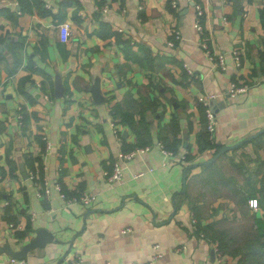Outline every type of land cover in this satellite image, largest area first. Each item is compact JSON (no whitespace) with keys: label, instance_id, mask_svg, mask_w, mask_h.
I'll list each match as a JSON object with an SVG mask.
<instances>
[{"label":"crops","instance_id":"0c3cea01","mask_svg":"<svg viewBox=\"0 0 264 264\" xmlns=\"http://www.w3.org/2000/svg\"><path fill=\"white\" fill-rule=\"evenodd\" d=\"M177 4L0 0V203L10 201L0 245L19 249L39 228L54 237L27 253L28 264L76 256L81 264L142 263L155 243L160 256L152 264H264V0ZM203 41L223 55L225 69ZM232 81L247 90L226 95ZM211 93L214 145L200 151L207 130L198 97ZM139 141L149 148L109 183L104 171ZM222 147L229 148L218 154ZM29 171L44 178L47 197H38ZM56 181L68 194L95 199L66 204ZM9 257L0 252V261Z\"/></svg>","mask_w":264,"mask_h":264},{"label":"built area","instance_id":"2783aa9c","mask_svg":"<svg viewBox=\"0 0 264 264\" xmlns=\"http://www.w3.org/2000/svg\"><path fill=\"white\" fill-rule=\"evenodd\" d=\"M46 5L49 7V4H46ZM170 5L173 8H177V5H178L177 0H170ZM102 9H106V5H104L102 7ZM201 14H202V10H201L200 5L198 4L196 6V27L198 29H201L200 19H199ZM58 32H59V39L62 42L67 41L68 35H69V23H67V22L60 23L59 27H58ZM178 36H179V34L177 32L176 37H178ZM202 47L204 48V51H205L206 55L208 56V58L211 61H213L214 65H218L222 69L226 68V63L224 62L222 54L213 53L205 41L202 42ZM214 54H216V57L214 56ZM233 54H234L235 59H237L236 64L239 65L240 61H239L238 52L234 51ZM189 72H190V70H189ZM247 88H248L247 83L239 84V83H237V81H232L226 90V95L232 97L235 94L245 92L247 90ZM44 97H47L46 94L44 95ZM215 98H216V95L212 94V93L207 94V95H201L198 97V101L204 106V110H205L206 130L211 135H212V133L215 129V125H216V116H215V113H214L212 106H211V103ZM18 117L21 119L22 116L19 114ZM41 129L44 130L43 125L41 126ZM113 132L115 134H117V132H118V130L115 126H113ZM42 138L45 140L46 146L49 147L50 142L46 140V136L43 135ZM148 148H149V146L146 145L143 147H136L135 149H132V150L126 151V152L125 151H119V153L117 155V159L113 163L112 170L111 171H104V176L106 177V180L109 183H113L115 181L122 180V178L124 176L123 162L130 159L131 157H133L136 153L143 152V151L147 150ZM164 152L168 153V154L171 153L168 150H166ZM28 175L31 179L36 180V183H39V185H40V189L37 192L38 197H47L50 193V188L47 185L44 178H42L38 182L37 171H29ZM136 175H139V173H137ZM54 188L59 192L60 196L62 197V199L65 201L66 204L79 202V203L84 204V205H89L95 199V194H93L92 192L83 191V190L78 192V193L68 194L62 189L60 182H57V181L54 183ZM9 204H10V201L7 199L3 203H0V218L4 214L5 208ZM249 205L251 207H257V199H249ZM9 226L11 228L17 227L13 222H10ZM126 230L127 229H124L123 232H125ZM211 245H212V251H213V255H214L215 259L218 262H221L222 254L219 250L218 241L216 239L213 240ZM153 249L154 250L152 252L151 260L146 261V262H142V263H139L137 261H129L127 264H152L153 260L160 256V252L158 251V244L157 243H155L153 245ZM81 262H82V259L79 256H76V257L70 259V262H66V264H81ZM0 264H28V263H27L25 258H16V257L10 256L6 260L0 261ZM105 264H111V263L109 261H107Z\"/></svg>","mask_w":264,"mask_h":264},{"label":"water","instance_id":"95a60500","mask_svg":"<svg viewBox=\"0 0 264 264\" xmlns=\"http://www.w3.org/2000/svg\"><path fill=\"white\" fill-rule=\"evenodd\" d=\"M57 89H60V84L58 83ZM229 147H222L218 154L224 152ZM217 154V155H218ZM215 157L211 158L210 160L206 161V163L211 162ZM185 190V184L183 185L182 191ZM53 234L46 230L45 228L37 229L35 235L25 244H22L19 249H14L8 242L0 245V252H5L9 256L16 257V258H25L27 253L30 250H33L37 247H43L47 242H50L53 239Z\"/></svg>","mask_w":264,"mask_h":264},{"label":"trees","instance_id":"16d2710c","mask_svg":"<svg viewBox=\"0 0 264 264\" xmlns=\"http://www.w3.org/2000/svg\"><path fill=\"white\" fill-rule=\"evenodd\" d=\"M263 17H264V13H263ZM201 104V103H200ZM204 107V106H203ZM206 122V121H205ZM136 132L139 134V129L138 128H136ZM139 137V136H138ZM199 142H200V144H199V149H200V151H202V150H205V149H208V148H210V147H212V145H214V142L212 141V138H210V133L209 132H205L204 134H202V135H200V138H199ZM148 143H150V142H138L137 144L138 145H136V146H138V147H143V146H146ZM163 146L167 149V150H170V147L167 145V144H163ZM172 151V150H171ZM185 159H190V157H187L186 156V158ZM191 165L192 164H190V165H188L186 168H187V170L191 167ZM8 207H9V205L5 208V211H4V213H8ZM10 222H13L14 224L16 223V222H14V220H11ZM203 230L205 231V232H207V227L205 226L204 228H203ZM215 235H217L218 237V239L220 240V249H221V251H225V247L226 246H228L229 245V242H227V241H225L224 239H223V237H224V235H223V232L222 231H220L219 233H216ZM252 248V247H251Z\"/></svg>","mask_w":264,"mask_h":264},{"label":"rangeland","instance_id":"374dc122","mask_svg":"<svg viewBox=\"0 0 264 264\" xmlns=\"http://www.w3.org/2000/svg\"><path fill=\"white\" fill-rule=\"evenodd\" d=\"M196 185V184H195Z\"/></svg>","mask_w":264,"mask_h":264}]
</instances>
